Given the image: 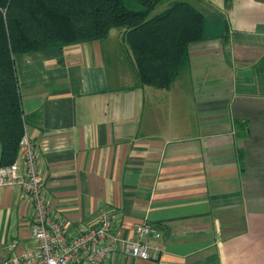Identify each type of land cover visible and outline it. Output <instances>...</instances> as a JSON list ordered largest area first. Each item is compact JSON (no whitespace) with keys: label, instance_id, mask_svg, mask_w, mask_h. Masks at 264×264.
<instances>
[{"label":"crops","instance_id":"1","mask_svg":"<svg viewBox=\"0 0 264 264\" xmlns=\"http://www.w3.org/2000/svg\"><path fill=\"white\" fill-rule=\"evenodd\" d=\"M186 1L204 37L166 89L138 84L131 56L107 65L117 28L14 56L49 215L68 236L103 212L124 239L161 232L158 259L118 244L103 264H264V0ZM31 220L24 190L0 186V263L35 250Z\"/></svg>","mask_w":264,"mask_h":264},{"label":"trees","instance_id":"2","mask_svg":"<svg viewBox=\"0 0 264 264\" xmlns=\"http://www.w3.org/2000/svg\"><path fill=\"white\" fill-rule=\"evenodd\" d=\"M166 1L161 12L155 7ZM203 14L186 0H0V165L16 160L25 115L14 56L105 40L111 29L132 55L138 84L169 88L204 37Z\"/></svg>","mask_w":264,"mask_h":264},{"label":"built area","instance_id":"3","mask_svg":"<svg viewBox=\"0 0 264 264\" xmlns=\"http://www.w3.org/2000/svg\"><path fill=\"white\" fill-rule=\"evenodd\" d=\"M19 148L22 165L16 162L0 165V186L17 185L30 197L31 231L36 248L0 264H103L118 244L132 258L158 259L161 247L151 245L149 238L160 239L161 232L148 221L134 224L136 239L127 240L112 232V218L103 212L97 216L96 226L68 236L61 224L49 215L35 144L25 127Z\"/></svg>","mask_w":264,"mask_h":264},{"label":"rangeland","instance_id":"4","mask_svg":"<svg viewBox=\"0 0 264 264\" xmlns=\"http://www.w3.org/2000/svg\"><path fill=\"white\" fill-rule=\"evenodd\" d=\"M165 2L166 1H163L162 3L158 4L155 7V9L153 10L152 14H157V13L161 12L162 9L164 8ZM116 31H118V29H114L112 32H116ZM113 43H114V41L110 40V43L108 44L110 49L109 48L105 49V57H106L107 65H111L112 62L117 61V60L121 62V59H122V62H123V65H125V68L130 69L131 65H130V68L127 65L129 62L131 63L130 56H131V60H132V55L130 53L129 48L125 45V47H123V48H126V49H124V52H122L121 49L118 48V50H117L118 52L116 54V52H114V53L112 52L114 50V47L117 46V45H115V43L114 44ZM127 51L129 52L130 55L127 54Z\"/></svg>","mask_w":264,"mask_h":264}]
</instances>
